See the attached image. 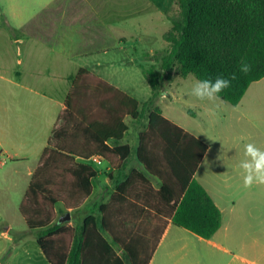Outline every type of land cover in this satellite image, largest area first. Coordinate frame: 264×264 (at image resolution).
Returning a JSON list of instances; mask_svg holds the SVG:
<instances>
[{
	"label": "trees",
	"instance_id": "trees-1",
	"mask_svg": "<svg viewBox=\"0 0 264 264\" xmlns=\"http://www.w3.org/2000/svg\"><path fill=\"white\" fill-rule=\"evenodd\" d=\"M174 7L177 18L164 35L168 48L158 68L142 71L151 89L143 104L87 69L74 78L18 206L48 264H148L168 222L203 239L220 227L218 208L194 180L206 144L165 118L155 102L161 85L175 76L203 80L234 73L219 99L236 106L264 77V0H175ZM242 61L251 65L247 74L239 71ZM126 118L145 122L135 149L122 144ZM93 156L117 172L132 158L138 168L97 207L98 222L92 213L80 226L57 224L55 205L73 210L90 194L96 172L86 161ZM130 199L153 203L151 224L119 225L117 207ZM126 208V218L140 217L136 205Z\"/></svg>",
	"mask_w": 264,
	"mask_h": 264
},
{
	"label": "crops",
	"instance_id": "crops-1",
	"mask_svg": "<svg viewBox=\"0 0 264 264\" xmlns=\"http://www.w3.org/2000/svg\"><path fill=\"white\" fill-rule=\"evenodd\" d=\"M174 1L0 0L1 22L7 17L28 20L17 25L24 31L23 39L14 38L16 44L21 42L22 46L23 79L20 78V58L13 56L8 65L11 85L8 98L12 100L6 109H0V156L12 165L34 162L24 173L10 170L5 159L0 161V210L3 212L0 223L7 226L4 233L0 232V264H48L36 243V235L28 231L20 216L18 206L64 109L77 72L87 69L129 94L121 83L128 65H133L120 54L128 45L150 44L154 35L170 24L162 33L164 40L174 20L170 15ZM32 25L37 30L33 34L28 31ZM12 31L16 34L15 29ZM21 100L23 106L19 107ZM231 107L223 116L234 132L231 144L226 151L217 145L214 153L211 140L195 135L161 111L165 118L206 144L207 150L194 173V180L218 208L220 227L210 238L203 239L168 222L148 264H264V185L245 188L243 170L236 168L238 162L245 159V144L254 143L264 150V77L251 83L239 103ZM124 123L128 131L122 144L135 149L138 134L145 130V122L126 118ZM86 163L96 172L92 190L76 209L55 205L57 224L66 212L70 220L60 223L62 226H80L92 213L98 222L97 207L108 204L116 187L125 181V175L138 168L133 158L122 172L114 171L104 160L100 165L90 160ZM155 189H159L158 185ZM129 204L137 206L139 219L125 217ZM153 206V203L148 206L132 199L119 205V225L151 224ZM105 238L111 241L108 236Z\"/></svg>",
	"mask_w": 264,
	"mask_h": 264
},
{
	"label": "rangeland",
	"instance_id": "rangeland-1",
	"mask_svg": "<svg viewBox=\"0 0 264 264\" xmlns=\"http://www.w3.org/2000/svg\"><path fill=\"white\" fill-rule=\"evenodd\" d=\"M170 15L173 17V19L177 18L175 7ZM26 21L28 20L15 19L9 17L4 19L2 22L0 20L1 110L6 109L8 107V103L12 100L8 98V92L11 87L8 82V79H10V73H8V65L9 63L11 64L13 56L16 59H21L22 69L20 70V72L22 74H20V78L23 79L24 77L21 42L17 45L14 41V38H17L19 41L23 39L24 31L18 29L17 25H21V23H25ZM51 21L53 20H49V22ZM34 26L35 25H32V29L28 30L32 34L35 31L37 32V30H35L36 27ZM168 27H170V24L163 28V32H160L157 35L155 34V39L150 44H143V46L140 44H134L132 46L128 45L126 46L125 52H123V54H120L121 58L126 57V59L129 60V62H132L133 65L130 66L129 64L127 67V74H125V77L122 78L124 80V82L121 83L122 88L125 89L130 94V96L137 98L140 102H142V104L149 98L151 94L150 86L146 81L144 75L142 74V71L147 70L150 66H155L156 68H158L161 56L168 48V44L162 38V33H164L168 29ZM12 29H15L16 34H13ZM116 56L118 57V55ZM195 80L196 79L192 75H188L185 78L175 76L171 82H164L161 85L160 92L157 96L155 104L157 107L160 108V111H162L164 116L175 120L177 123H180L195 135L205 137L206 139L211 140L212 153H214L213 149H215L217 145L219 147H222L224 151H226L229 148V145L231 144L232 135L234 132L229 122L223 119V116L227 115L232 107L231 105L225 103L220 99H217L214 102L197 100L190 94L192 85ZM16 100L18 99L16 98ZM18 106H23L22 100ZM188 111H190L192 114H189ZM4 159L7 161V164L11 166L10 170L13 169V171L17 172L23 171L24 173H26L27 169H30L34 165V162L15 163L12 165V163L8 159L1 155L0 161ZM239 165L240 163L238 162V164L236 165L237 169H240ZM225 168L230 169V166H226ZM152 183L154 188L156 185H158L159 187L158 182L154 181ZM152 208L154 210L155 206H153ZM1 213L3 212L0 210V215ZM145 217H148V214H146ZM154 219L155 210L153 221ZM6 227V223H0V232L4 233V229ZM248 245L250 246V243H248ZM237 250L241 251L242 249L237 248Z\"/></svg>",
	"mask_w": 264,
	"mask_h": 264
},
{
	"label": "clouds",
	"instance_id": "clouds-1",
	"mask_svg": "<svg viewBox=\"0 0 264 264\" xmlns=\"http://www.w3.org/2000/svg\"><path fill=\"white\" fill-rule=\"evenodd\" d=\"M239 71L247 74L251 71V65L241 62ZM236 79L233 73L231 77L217 76L215 79L195 80L191 88V95L200 101L214 102L219 99V94L231 86ZM245 159L241 160L239 167L243 170V184L245 188L255 185H264V150L254 143L244 146Z\"/></svg>",
	"mask_w": 264,
	"mask_h": 264
},
{
	"label": "water",
	"instance_id": "water-1",
	"mask_svg": "<svg viewBox=\"0 0 264 264\" xmlns=\"http://www.w3.org/2000/svg\"><path fill=\"white\" fill-rule=\"evenodd\" d=\"M70 220V214L69 212H66L62 217H60L58 219V223H65V222H68Z\"/></svg>",
	"mask_w": 264,
	"mask_h": 264
},
{
	"label": "built area",
	"instance_id": "built-area-1",
	"mask_svg": "<svg viewBox=\"0 0 264 264\" xmlns=\"http://www.w3.org/2000/svg\"><path fill=\"white\" fill-rule=\"evenodd\" d=\"M90 161L96 165H100L103 162V159L99 156H93L90 158Z\"/></svg>",
	"mask_w": 264,
	"mask_h": 264
}]
</instances>
